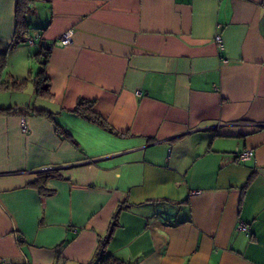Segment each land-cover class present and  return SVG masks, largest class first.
<instances>
[{
  "label": "crops",
  "instance_id": "1",
  "mask_svg": "<svg viewBox=\"0 0 264 264\" xmlns=\"http://www.w3.org/2000/svg\"><path fill=\"white\" fill-rule=\"evenodd\" d=\"M16 2L0 0L5 72L26 82L46 49L50 96L0 91V264H92L120 205L105 251L123 262L264 264V0H32L12 44ZM47 170L63 179L41 197Z\"/></svg>",
  "mask_w": 264,
  "mask_h": 264
},
{
  "label": "trees",
  "instance_id": "2",
  "mask_svg": "<svg viewBox=\"0 0 264 264\" xmlns=\"http://www.w3.org/2000/svg\"><path fill=\"white\" fill-rule=\"evenodd\" d=\"M32 9V0H17L16 2V10H15V31L13 35L12 44H19L25 42L28 36V25L26 22V15ZM41 53L35 55V60L42 64V69L36 74L34 77V84L36 86V90L38 95L42 97H49L48 94V76L45 74L46 67V55L47 50L43 49ZM40 55L43 56V59L40 58ZM7 67V59L6 55L0 52V91H18L21 90L25 86V82L16 81L11 75L6 74L5 70ZM94 101H87L83 99H79L76 103V106L72 113L77 116L83 118L84 120L114 133V130L106 123V121L98 115L94 110ZM11 110H0V113L10 112ZM33 113L37 116H43L48 118L53 124L60 136L66 139L70 144L76 146L74 140L70 137V135L62 130L53 119V115L44 110H33ZM52 178L63 179L58 171L56 170H47L42 171L36 174V179L30 183V187L34 188L38 191L41 197L51 196L55 193L54 190L48 188L47 182ZM124 206L120 205L116 212L112 216V221L108 226V230L105 236L99 241V244L96 248V251L93 255L92 262H96V264H132L130 262H123L110 254H106L105 248L106 245L112 236L114 228L116 226V218L120 209ZM92 263V264H93ZM91 264V263H89Z\"/></svg>",
  "mask_w": 264,
  "mask_h": 264
},
{
  "label": "built area",
  "instance_id": "3",
  "mask_svg": "<svg viewBox=\"0 0 264 264\" xmlns=\"http://www.w3.org/2000/svg\"><path fill=\"white\" fill-rule=\"evenodd\" d=\"M71 41H72V31L67 30L61 35V37L58 40V43L62 46H66V45H69L71 43ZM215 42L220 49L223 48L222 39L219 36L215 37ZM21 129L23 132H27V127H26L24 121L21 122ZM252 157H253V152L248 149V150H244L243 152L239 153L237 156V159L239 161L246 162V161L251 160ZM196 194H200V192L198 191V192H196ZM239 228L241 230H246V226L243 223H241L239 225Z\"/></svg>",
  "mask_w": 264,
  "mask_h": 264
},
{
  "label": "rangeland",
  "instance_id": "4",
  "mask_svg": "<svg viewBox=\"0 0 264 264\" xmlns=\"http://www.w3.org/2000/svg\"><path fill=\"white\" fill-rule=\"evenodd\" d=\"M36 54L33 53L32 54V57H34ZM39 69H40L39 62L36 61L35 59L31 60L30 63H29L28 75L26 76V78L28 76H31V77L30 78L28 77L27 81L25 82L26 83L25 84L26 85V88H25V92L22 94V96H20L21 97L20 98L21 100L27 101L28 99H30V92L32 93V91L34 89V77L39 72Z\"/></svg>",
  "mask_w": 264,
  "mask_h": 264
}]
</instances>
